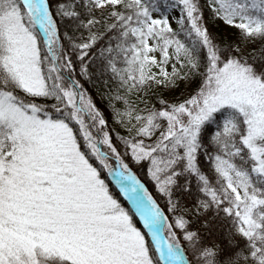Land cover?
Listing matches in <instances>:
<instances>
[{
  "label": "snow or ice",
  "instance_id": "snow-or-ice-1",
  "mask_svg": "<svg viewBox=\"0 0 264 264\" xmlns=\"http://www.w3.org/2000/svg\"><path fill=\"white\" fill-rule=\"evenodd\" d=\"M0 264H264V0H0Z\"/></svg>",
  "mask_w": 264,
  "mask_h": 264
}]
</instances>
